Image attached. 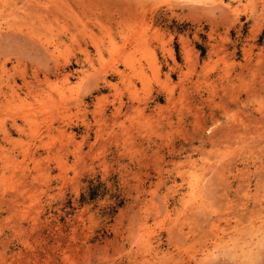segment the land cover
Masks as SVG:
<instances>
[{
	"label": "rangeland",
	"instance_id": "rangeland-1",
	"mask_svg": "<svg viewBox=\"0 0 264 264\" xmlns=\"http://www.w3.org/2000/svg\"><path fill=\"white\" fill-rule=\"evenodd\" d=\"M252 260L264 0H0V264Z\"/></svg>",
	"mask_w": 264,
	"mask_h": 264
},
{
	"label": "bare ground",
	"instance_id": "bare-ground-1",
	"mask_svg": "<svg viewBox=\"0 0 264 264\" xmlns=\"http://www.w3.org/2000/svg\"><path fill=\"white\" fill-rule=\"evenodd\" d=\"M191 173H193V172H191ZM190 177V176H189ZM193 182V181H192ZM194 191H195V184H193L192 186H191V189H190V192L189 193H191V196L189 197V199H188V197H187V199H188V202H189V200L191 201L192 199H191V197H192V195L194 194ZM189 195V194H188ZM197 198V197H196ZM186 201V200H185ZM186 203V202H185ZM189 204V203H188ZM196 208V207H195Z\"/></svg>",
	"mask_w": 264,
	"mask_h": 264
},
{
	"label": "clouds",
	"instance_id": "clouds-1",
	"mask_svg": "<svg viewBox=\"0 0 264 264\" xmlns=\"http://www.w3.org/2000/svg\"><path fill=\"white\" fill-rule=\"evenodd\" d=\"M250 264H255V261L254 260L250 261Z\"/></svg>",
	"mask_w": 264,
	"mask_h": 264
}]
</instances>
